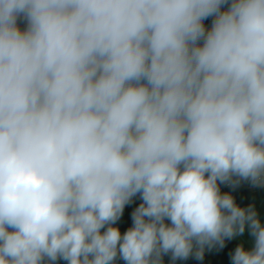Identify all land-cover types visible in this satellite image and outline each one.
Segmentation results:
<instances>
[{
    "label": "clouds",
    "instance_id": "9594fccd",
    "mask_svg": "<svg viewBox=\"0 0 264 264\" xmlns=\"http://www.w3.org/2000/svg\"><path fill=\"white\" fill-rule=\"evenodd\" d=\"M225 4L0 0V264L202 260L246 223L232 264H264L217 183L264 182V0Z\"/></svg>",
    "mask_w": 264,
    "mask_h": 264
},
{
    "label": "flooded vegetation",
    "instance_id": "af4514ba",
    "mask_svg": "<svg viewBox=\"0 0 264 264\" xmlns=\"http://www.w3.org/2000/svg\"><path fill=\"white\" fill-rule=\"evenodd\" d=\"M236 186L226 189L223 194H230L235 203L242 207H252L256 212L257 219L264 226V183L253 184L250 180H246ZM224 246L219 244L213 246H205L202 260H197L193 255L185 260L171 259V254L163 255L162 264H232L231 254L234 253L236 247L243 246L246 250H251L255 244V238L250 234V228L247 223L242 234L235 235L233 238H224ZM195 251V248H194Z\"/></svg>",
    "mask_w": 264,
    "mask_h": 264
},
{
    "label": "trees",
    "instance_id": "16d2710c",
    "mask_svg": "<svg viewBox=\"0 0 264 264\" xmlns=\"http://www.w3.org/2000/svg\"><path fill=\"white\" fill-rule=\"evenodd\" d=\"M230 2L231 0H229V4H225V5H222L221 7V11H224V10H227V8L230 6ZM215 17L214 16H210L208 17L207 19H205L203 21V24L205 26V29L206 31H209L211 30V27H212V24H213V21H214ZM27 26L26 27H23V28H20L21 30H26ZM200 45H202L203 43V40L199 41L198 42ZM234 180H237L239 178L237 177H233ZM244 180H240L238 184L242 183ZM138 196H140V194H137ZM142 199H140L138 202L136 203H128L125 205V208H124V211H123V214L121 216V218L116 222L115 227H118L121 231V234H123L124 232H126L130 227L133 226V220H132V213L135 211V209L142 203ZM107 228V226H105L104 229H101V231H105ZM44 264H54V262H49L47 260H45ZM115 264H126V262L120 258L119 254L115 260Z\"/></svg>",
    "mask_w": 264,
    "mask_h": 264
},
{
    "label": "built area",
    "instance_id": "2783aa9c",
    "mask_svg": "<svg viewBox=\"0 0 264 264\" xmlns=\"http://www.w3.org/2000/svg\"><path fill=\"white\" fill-rule=\"evenodd\" d=\"M17 25L19 28H23V27H26L27 26V21L26 19L21 15L20 17H18L17 19ZM234 180V179H233ZM218 183V186L220 188V191H221V194H223V192L230 188L232 185L229 184V183H220L219 181L217 182ZM264 182H262L263 184ZM141 199L140 196L136 195L132 198L131 202L132 203H136L138 202L139 200ZM166 223H170V221H165ZM54 264H68L67 261H64L63 259H58L57 261L54 262Z\"/></svg>",
    "mask_w": 264,
    "mask_h": 264
},
{
    "label": "water",
    "instance_id": "95a60500",
    "mask_svg": "<svg viewBox=\"0 0 264 264\" xmlns=\"http://www.w3.org/2000/svg\"><path fill=\"white\" fill-rule=\"evenodd\" d=\"M244 184H247V183H246V180H244Z\"/></svg>",
    "mask_w": 264,
    "mask_h": 264
}]
</instances>
